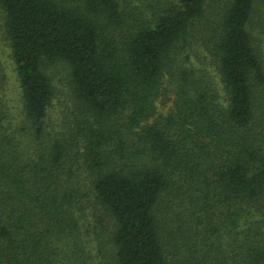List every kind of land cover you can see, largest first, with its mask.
Here are the masks:
<instances>
[{"label": "trees", "instance_id": "1", "mask_svg": "<svg viewBox=\"0 0 264 264\" xmlns=\"http://www.w3.org/2000/svg\"><path fill=\"white\" fill-rule=\"evenodd\" d=\"M257 1L0 0L23 112L0 107V264H90L87 211L99 264H264Z\"/></svg>", "mask_w": 264, "mask_h": 264}, {"label": "rangeland", "instance_id": "2", "mask_svg": "<svg viewBox=\"0 0 264 264\" xmlns=\"http://www.w3.org/2000/svg\"><path fill=\"white\" fill-rule=\"evenodd\" d=\"M247 28L252 35L255 48L258 51L264 68V0L256 2L252 19ZM9 52V48L3 39L2 14L0 13V107L1 112L7 118L6 121L11 123L12 128H16L19 127L23 112L17 77ZM206 68L210 72L209 75L214 76L213 69L207 66ZM47 73L54 88V98L49 113V121L57 124L63 114H69L67 110L70 107L67 75L65 68L60 64L50 66L47 69ZM261 105H263L262 111L264 110V104ZM82 222L81 239L87 249L88 256L91 257L90 264H99L101 256L96 252V246L93 243L95 235H93L91 228L94 226L88 211Z\"/></svg>", "mask_w": 264, "mask_h": 264}]
</instances>
